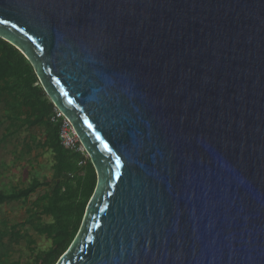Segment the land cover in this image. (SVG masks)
<instances>
[{
	"label": "water",
	"instance_id": "1",
	"mask_svg": "<svg viewBox=\"0 0 264 264\" xmlns=\"http://www.w3.org/2000/svg\"><path fill=\"white\" fill-rule=\"evenodd\" d=\"M96 174L55 264H264V0H0Z\"/></svg>",
	"mask_w": 264,
	"mask_h": 264
},
{
	"label": "trees",
	"instance_id": "2",
	"mask_svg": "<svg viewBox=\"0 0 264 264\" xmlns=\"http://www.w3.org/2000/svg\"><path fill=\"white\" fill-rule=\"evenodd\" d=\"M0 109L5 133L2 141L15 137L21 130H42V137H31L24 150L50 152L49 179L33 178L27 185L0 191V205L21 202L25 218L11 224L0 221V264H55L76 236L86 206L96 185V174L88 158L75 150L61 146L58 138L60 120H52L54 106L40 86L34 70L25 56L0 38ZM43 188L33 201L29 197ZM32 229L50 244L46 249L35 247L28 234ZM23 230L24 233H20ZM24 242L28 259H13L9 254L13 244Z\"/></svg>",
	"mask_w": 264,
	"mask_h": 264
},
{
	"label": "rangeland",
	"instance_id": "3",
	"mask_svg": "<svg viewBox=\"0 0 264 264\" xmlns=\"http://www.w3.org/2000/svg\"><path fill=\"white\" fill-rule=\"evenodd\" d=\"M0 109V119H2ZM6 124V123H5ZM4 122L0 125V191L10 193L13 188L27 185L33 178L39 180L49 179L52 173V155L50 152L33 149L30 153L24 150L25 143L31 144V137H42V130L29 129L21 130L15 137H8L2 141L5 133ZM87 158L86 155H84ZM43 188L37 189L29 199L28 203L33 201ZM25 218V207L21 202L5 203L0 205V221L7 222V227L11 224L22 221ZM20 233H24L20 230ZM28 234L35 242L37 249H46L50 242L44 236H38L32 229H28ZM24 242L13 244L9 250L11 257L20 256L22 261L28 259L27 249Z\"/></svg>",
	"mask_w": 264,
	"mask_h": 264
},
{
	"label": "built area",
	"instance_id": "4",
	"mask_svg": "<svg viewBox=\"0 0 264 264\" xmlns=\"http://www.w3.org/2000/svg\"><path fill=\"white\" fill-rule=\"evenodd\" d=\"M51 119L61 121L58 130V138L61 146L67 149H75L81 152L83 155H86L83 147L79 143L75 130L73 129L70 122L64 117L63 113L54 107V113Z\"/></svg>",
	"mask_w": 264,
	"mask_h": 264
}]
</instances>
